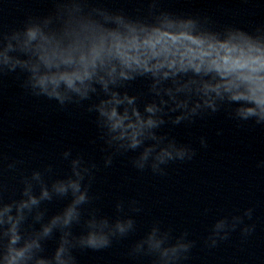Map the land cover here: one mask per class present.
I'll return each instance as SVG.
<instances>
[{
    "label": "clouds",
    "instance_id": "obj_1",
    "mask_svg": "<svg viewBox=\"0 0 264 264\" xmlns=\"http://www.w3.org/2000/svg\"><path fill=\"white\" fill-rule=\"evenodd\" d=\"M50 2L47 14L28 15L7 31L0 28V77L22 74L26 93L54 100L61 108L92 101L87 111L95 113L98 139L106 146L105 167L114 155L132 152L134 168L163 176L170 163L192 160L196 152L189 144L159 134L168 122L193 123L224 109L239 124L264 127V24L218 25L208 15L162 8L161 0H146L145 13L137 16L94 0ZM138 78L149 81L151 96L142 110V95L127 90ZM200 144L207 147L204 137ZM62 157L70 174L51 179V165L21 174L20 198L5 200L7 157L0 155V264H78L77 250L101 251L135 231L123 201L115 205V219L88 207L97 165L73 156L71 149ZM20 163L12 161L6 169L16 171ZM69 197L60 211L47 215L45 203ZM128 207L142 210L135 200ZM253 211L218 218L205 245L217 247L238 228L242 237L249 236L255 225L245 218L251 220ZM74 226L83 230L77 234ZM57 235L48 254L45 244ZM194 246L188 231L173 235L156 221L129 255L148 257L151 264H181Z\"/></svg>",
    "mask_w": 264,
    "mask_h": 264
}]
</instances>
